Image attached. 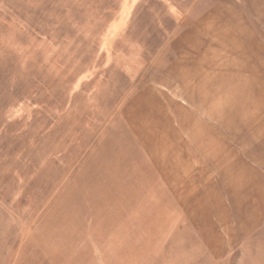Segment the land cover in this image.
<instances>
[{
  "label": "rangeland",
  "instance_id": "rangeland-1",
  "mask_svg": "<svg viewBox=\"0 0 264 264\" xmlns=\"http://www.w3.org/2000/svg\"><path fill=\"white\" fill-rule=\"evenodd\" d=\"M239 17V0H0V264H264L237 228L256 156Z\"/></svg>",
  "mask_w": 264,
  "mask_h": 264
},
{
  "label": "crops",
  "instance_id": "crops-1",
  "mask_svg": "<svg viewBox=\"0 0 264 264\" xmlns=\"http://www.w3.org/2000/svg\"><path fill=\"white\" fill-rule=\"evenodd\" d=\"M205 1L207 4L209 2L212 4L214 3V0ZM179 2L180 1L177 3ZM239 9L238 72L240 74V101L243 100L244 102L249 103V106L245 107L243 110L245 127L242 128V141L244 142L242 151L253 153L256 156H253V158H249L248 156L244 157V159L240 158L242 163H245L246 165V167H241V169L246 170L247 174L242 175L246 176L244 183L242 182V185H244L243 188L245 187L242 190V194L246 201L251 204L253 208L252 217L254 218L252 224H247L248 230L242 231L240 227L243 225H237V228L239 227V239L249 235L251 238L254 237L253 243L257 244L260 243L261 240L264 242V209L257 206V201L259 200L260 195L257 188L260 183L264 182V175H262L261 178L256 174L257 168L254 166L255 164H258L264 168V160L262 159V155L264 157V0H239ZM209 11L210 10L207 9L202 13L195 15L193 18L191 17V19L198 22L201 19L207 18L206 16ZM173 16L175 20L179 18L177 13H174ZM183 29L178 33L181 37L191 29L196 28L194 27V24L192 25L189 23ZM193 34L199 35L198 31H195ZM175 48V50H178L176 45ZM188 49L191 50L192 47H188ZM249 121L255 131L254 138H252L251 126L247 124ZM253 159L254 162L252 163ZM255 176H257L261 182L256 183ZM223 183L222 190H225L227 184L224 179ZM257 253L254 252L253 254L252 258L254 260L257 258Z\"/></svg>",
  "mask_w": 264,
  "mask_h": 264
}]
</instances>
